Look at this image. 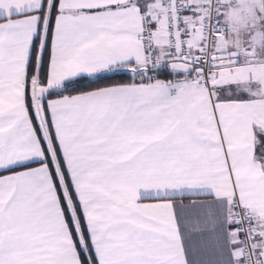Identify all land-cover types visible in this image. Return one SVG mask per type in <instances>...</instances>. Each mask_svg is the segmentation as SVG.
<instances>
[{
    "label": "snow or ice",
    "instance_id": "snow-or-ice-1",
    "mask_svg": "<svg viewBox=\"0 0 264 264\" xmlns=\"http://www.w3.org/2000/svg\"><path fill=\"white\" fill-rule=\"evenodd\" d=\"M0 264H264V0H0Z\"/></svg>",
    "mask_w": 264,
    "mask_h": 264
},
{
    "label": "trees",
    "instance_id": "trees-1",
    "mask_svg": "<svg viewBox=\"0 0 264 264\" xmlns=\"http://www.w3.org/2000/svg\"><path fill=\"white\" fill-rule=\"evenodd\" d=\"M93 86H95V85H93Z\"/></svg>",
    "mask_w": 264,
    "mask_h": 264
},
{
    "label": "built area",
    "instance_id": "built-area-1",
    "mask_svg": "<svg viewBox=\"0 0 264 264\" xmlns=\"http://www.w3.org/2000/svg\"><path fill=\"white\" fill-rule=\"evenodd\" d=\"M215 38V37H214Z\"/></svg>",
    "mask_w": 264,
    "mask_h": 264
}]
</instances>
